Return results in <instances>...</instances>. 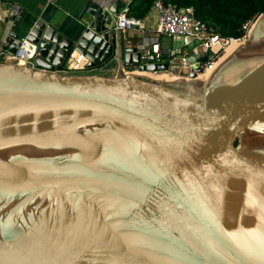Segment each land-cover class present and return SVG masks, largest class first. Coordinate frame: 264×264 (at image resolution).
Returning a JSON list of instances; mask_svg holds the SVG:
<instances>
[{
	"label": "water",
	"instance_id": "obj_1",
	"mask_svg": "<svg viewBox=\"0 0 264 264\" xmlns=\"http://www.w3.org/2000/svg\"><path fill=\"white\" fill-rule=\"evenodd\" d=\"M94 1L77 40L17 7L0 35V264H264V13L197 76Z\"/></svg>",
	"mask_w": 264,
	"mask_h": 264
},
{
	"label": "built area",
	"instance_id": "obj_2",
	"mask_svg": "<svg viewBox=\"0 0 264 264\" xmlns=\"http://www.w3.org/2000/svg\"><path fill=\"white\" fill-rule=\"evenodd\" d=\"M112 0L101 2L104 10L109 11ZM156 13L154 26L146 22V17L137 18L130 16L129 5L124 7L115 15L114 29L123 35L137 30L141 40L125 36L128 45L135 46L141 54V61L144 64L166 63L180 65L181 69H187L189 73L195 72L198 76L206 67L212 64L221 56L234 42L245 41L252 26L259 18L255 16L242 24L240 36L226 37L209 28L208 25L196 17L194 7L179 8L172 0H154L152 11ZM174 40H183L179 48L165 45L162 37ZM21 43L16 53H5V59L14 60L18 63L33 64L37 55L38 45L27 36L21 38ZM206 54L205 61H197L198 57ZM73 56H71L72 58ZM70 58V59H71ZM194 59L190 61L189 59ZM86 63H85V61ZM177 61L176 63H172ZM89 60L81 54L72 59L69 69L64 72L89 71L87 67Z\"/></svg>",
	"mask_w": 264,
	"mask_h": 264
},
{
	"label": "crops",
	"instance_id": "obj_3",
	"mask_svg": "<svg viewBox=\"0 0 264 264\" xmlns=\"http://www.w3.org/2000/svg\"><path fill=\"white\" fill-rule=\"evenodd\" d=\"M88 1L89 0H0V35H2L4 31L9 15L11 14L13 8L17 7L20 9V11H26V21H30L29 27L33 24L34 21H36V19H42L47 23V25L54 27L65 36L73 40H77L84 33L87 24L91 22L90 14L88 13L86 8ZM105 1L106 0H95L94 2H97L102 8L101 2ZM116 1L117 0H112V2L110 3V7ZM118 1V5H121L122 3L125 5L124 7L132 2V0ZM110 7L109 12L112 15L113 19L115 18V15L124 8L121 7L119 9V12L116 13L114 11H111ZM103 11L105 12L108 10L103 9ZM156 16L157 15L155 11H151L146 17V22L149 25L154 26L156 22ZM26 27H28V25H24L22 29V37H25L27 35ZM128 36L130 38H134L136 41H139L142 38L137 30L129 32ZM162 42L165 45L179 48L184 41L174 40L163 36ZM81 54L82 53H78L75 51L72 55L73 57L67 61L64 68L69 69L72 63V59L80 56Z\"/></svg>",
	"mask_w": 264,
	"mask_h": 264
},
{
	"label": "trees",
	"instance_id": "obj_4",
	"mask_svg": "<svg viewBox=\"0 0 264 264\" xmlns=\"http://www.w3.org/2000/svg\"><path fill=\"white\" fill-rule=\"evenodd\" d=\"M179 8L194 7L197 18L222 36H240L242 24L264 13V0H172ZM154 0H132L130 16L145 18Z\"/></svg>",
	"mask_w": 264,
	"mask_h": 264
},
{
	"label": "bare ground",
	"instance_id": "obj_5",
	"mask_svg": "<svg viewBox=\"0 0 264 264\" xmlns=\"http://www.w3.org/2000/svg\"><path fill=\"white\" fill-rule=\"evenodd\" d=\"M234 43H235V42H234ZM234 43H233V44H234ZM233 44H232V45H233ZM232 45H231V46H232ZM231 46H230V47H231ZM230 47H229V48H230Z\"/></svg>",
	"mask_w": 264,
	"mask_h": 264
},
{
	"label": "rangeland",
	"instance_id": "obj_6",
	"mask_svg": "<svg viewBox=\"0 0 264 264\" xmlns=\"http://www.w3.org/2000/svg\"><path fill=\"white\" fill-rule=\"evenodd\" d=\"M240 144V141H239V143H238V145Z\"/></svg>",
	"mask_w": 264,
	"mask_h": 264
}]
</instances>
